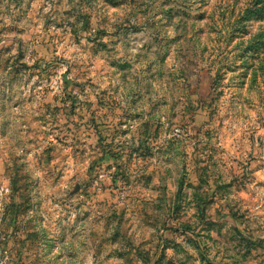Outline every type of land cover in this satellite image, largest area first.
Listing matches in <instances>:
<instances>
[{"label":"rangeland","instance_id":"374dc122","mask_svg":"<svg viewBox=\"0 0 264 264\" xmlns=\"http://www.w3.org/2000/svg\"><path fill=\"white\" fill-rule=\"evenodd\" d=\"M0 264H264V0H0Z\"/></svg>","mask_w":264,"mask_h":264}]
</instances>
